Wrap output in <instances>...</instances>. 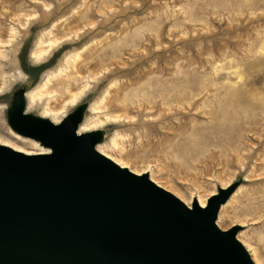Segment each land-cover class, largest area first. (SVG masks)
<instances>
[{
  "label": "rangeland",
  "instance_id": "obj_1",
  "mask_svg": "<svg viewBox=\"0 0 264 264\" xmlns=\"http://www.w3.org/2000/svg\"><path fill=\"white\" fill-rule=\"evenodd\" d=\"M19 92L54 123L83 105L99 149L188 206L233 186L218 225L264 264V0H0V144L36 150Z\"/></svg>",
  "mask_w": 264,
  "mask_h": 264
},
{
  "label": "water",
  "instance_id": "obj_2",
  "mask_svg": "<svg viewBox=\"0 0 264 264\" xmlns=\"http://www.w3.org/2000/svg\"><path fill=\"white\" fill-rule=\"evenodd\" d=\"M83 111L54 123L15 96L10 128L49 151L0 144V264H256L238 226L216 222L233 186L188 206L99 152L100 130L78 133Z\"/></svg>",
  "mask_w": 264,
  "mask_h": 264
},
{
  "label": "bare ground",
  "instance_id": "obj_3",
  "mask_svg": "<svg viewBox=\"0 0 264 264\" xmlns=\"http://www.w3.org/2000/svg\"><path fill=\"white\" fill-rule=\"evenodd\" d=\"M41 53V52H40ZM44 53H45V51H44ZM40 56H41V54H40ZM43 56V55H42ZM41 56V57H42ZM37 58V57H36ZM33 101H34V98H33ZM81 124H82V126L80 127L81 128V132H87V131H90V130H88L86 127H84V123L83 122H81ZM80 125V124H79ZM18 142H20V143H22V144H24V145H27V146H34V147H37V149L36 150H32V149H28V150H24L23 148H21V147H17L15 144H10V143H8V142H4L2 145H6V146H10V147H12V148H14V149H16V150H18V151H22V152H24V153H26V154H36V153H45V152H48L49 151V149L47 148V147H44V146H41V145H39L35 140H33V139H30V138H26V137H22V136H20V135H16V137H14ZM35 143V144H34ZM97 145H98V149H97ZM96 145V149L99 151V152H101L102 154H104V155H106L107 157H109V158H111L113 161H115L110 155H108L105 151H103V149L101 148V149H99L100 147H101V141L99 142V144H97ZM103 145V144H102ZM42 147H44L45 148V150H43V148ZM31 148H33V147H31ZM116 162V161H115ZM117 163V162H116ZM120 165V164H119ZM123 167V166H122ZM137 174V173H136ZM140 175V174H139ZM153 180V179H152ZM154 181V180H153ZM155 182V181H154ZM198 202V204L200 205V206H202V207H205L206 205V202H204V201H197ZM226 202V201H225ZM225 206V203L224 204H222L221 206H220V209H222L223 207ZM220 213V212H219ZM218 215V214H217ZM217 221H219V217L217 218V220H216V222ZM217 224H218V222H217ZM219 226V225H218ZM220 227V226H219Z\"/></svg>",
  "mask_w": 264,
  "mask_h": 264
}]
</instances>
